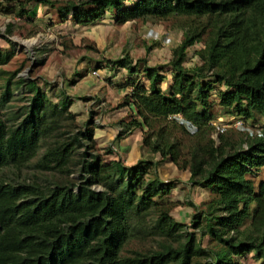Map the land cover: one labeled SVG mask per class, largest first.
Here are the masks:
<instances>
[{
	"label": "trees",
	"instance_id": "16d2710c",
	"mask_svg": "<svg viewBox=\"0 0 264 264\" xmlns=\"http://www.w3.org/2000/svg\"><path fill=\"white\" fill-rule=\"evenodd\" d=\"M4 1L27 15L24 7L32 0ZM60 8L63 19L71 13L81 26L108 13L118 25L180 20L183 38L171 48L169 69L128 51L99 61L97 69L127 70L119 87L129 90L119 108L127 106L130 114L119 122L118 139L142 130L145 148L211 193L191 222L213 246L205 247L171 214L182 202L165 199L177 182H163L156 169L151 174L158 162L107 161L97 149L93 112L80 125L65 90L54 101L35 80L13 82L14 71L0 96V264H242L241 256L250 253L264 264V181L250 177L264 167V130H242L246 138L240 141L223 132L218 143L211 137L219 116L248 126L264 119V0H82ZM193 47L199 60L187 65ZM207 78L224 87L219 115L210 111ZM21 86L31 93L27 105L4 114L1 108ZM177 129L193 138L186 152ZM38 156L35 168L55 176L49 184L2 177L8 168L22 172ZM148 238L157 246L126 249L132 240Z\"/></svg>",
	"mask_w": 264,
	"mask_h": 264
},
{
	"label": "rangeland",
	"instance_id": "374dc122",
	"mask_svg": "<svg viewBox=\"0 0 264 264\" xmlns=\"http://www.w3.org/2000/svg\"><path fill=\"white\" fill-rule=\"evenodd\" d=\"M53 1L56 3L48 5L32 0L24 7L28 14L22 15L20 5L0 0V96L4 90L5 79L14 71H17V74L13 82L20 79L25 82L35 80L54 101L56 96L65 90L76 100L72 110L81 112L77 115L80 125L84 124L91 112L94 113L97 149L107 161H112L114 156H118L128 164L136 163L140 159L159 161L161 159L159 154L155 155L143 148L142 130L137 129L127 137L117 139V135L122 130L119 122L130 114L127 106L119 108L125 95V91L122 90L124 87L119 85L123 83L127 74H124L122 70H102V68H98L97 74H93V70L97 68L99 61L122 57L126 51L134 59L147 57L151 65H163L169 69L171 48L183 38L179 28L180 20L151 19L147 22L137 21L118 25L111 20L112 14L108 13L105 18L95 24L81 26L72 21L71 13L63 19L60 6L66 5L68 1L78 3L82 0ZM10 24L11 32L8 33ZM162 38L164 40L155 42L157 44L153 41V39ZM148 45L153 47L150 52L146 50ZM194 51L195 47L190 49L187 65H193L199 60L194 55ZM2 70L5 73H1ZM76 73H81L82 76ZM118 73L120 74L115 77ZM73 79L76 83L71 84L70 81ZM205 81L213 85L210 111L219 115L223 112L219 95L224 87L213 82V78H207ZM30 96L31 93L24 86L14 88L12 100L6 107L1 108L2 112L6 114L9 111L20 110L27 105ZM238 120L234 116L217 117L213 121L216 128L212 130L211 137L218 143V135L223 132L231 139L240 141L246 138L245 134L240 132L242 130L249 131L251 134L264 130L262 118L255 123L250 121L249 126L245 124L238 126ZM188 128L191 132L196 131L193 126L188 125ZM174 136L182 141L183 151L186 152L193 138L187 136L181 129L175 130ZM109 149H112L111 153L107 152ZM38 158L39 156L25 166L22 172L13 168L5 169L2 177L8 182L37 179L43 185L49 184L55 176L35 168L34 164ZM161 164V167L153 168L151 174L156 169L154 173L157 172L159 178H164L163 182H177V186L165 199L182 202L172 210L171 214L177 221L188 225L189 231H196L200 239V233L193 227L191 220L193 214L201 210L204 203L211 199V193L200 185L194 186L182 180L183 175L187 173L179 171L170 160ZM151 174L147 176V179L151 177ZM71 177L78 180L79 175L73 173ZM250 177L256 184L264 181V167L255 171ZM95 188L102 189L100 186ZM191 201L195 203V207L188 204ZM201 241L207 248L213 246L208 237L201 238ZM157 244V240L153 238L144 241L134 239L126 246V249H145L156 247ZM240 259L242 264H263L261 260L254 258L253 253L243 255Z\"/></svg>",
	"mask_w": 264,
	"mask_h": 264
},
{
	"label": "crops",
	"instance_id": "0c3cea01",
	"mask_svg": "<svg viewBox=\"0 0 264 264\" xmlns=\"http://www.w3.org/2000/svg\"><path fill=\"white\" fill-rule=\"evenodd\" d=\"M96 69H97V68H96ZM96 69H95V70H96ZM103 69L106 70V69H109V68H102V70H103ZM97 70H98V69H97ZM120 70L124 71V74H127V70H126V69H120ZM93 71H94V70H93ZM118 72H119V71H118ZM120 73H122V72H120ZM120 73L116 74L115 77H117ZM168 78H171V74H169V73H168ZM119 89H120V88H119ZM122 90L125 91L124 94H126L127 91H128L127 88H126V89L123 88ZM71 96H72V95H71ZM72 98L74 99V102H73V105H72V107H73V106L76 104V100H75V98H74L73 96H72ZM72 107H71V110H72ZM128 109H129V111H130V108H128ZM72 111H73V110H72ZM73 112L76 113L77 115L81 113V112H78V111H73ZM123 119H124V118H123ZM123 119H122V120H123ZM133 132H136V131L134 130ZM133 132H131V133H133ZM131 133H130V134H131ZM95 134H96V133H95ZM127 136H128V135H127ZM127 136H126V137H127ZM123 138H125V137H123ZM123 138H121V139H123ZM117 139H118V135H117ZM121 139H120V140H121ZM96 140H97V138H96ZM143 148H145V147L143 146ZM146 149H147V148H146ZM155 155H156V154H155ZM156 158H157V157H156ZM114 159H119V158H118V156H114V158H112V160H114ZM145 160H146V159H145ZM149 161H150V160H149ZM152 161H153V160H152ZM165 161H166V160L163 161V160H162V157H161V159H160L159 161L156 160V161H153V162H158V166H157V167L159 168V167L162 166L161 163H162V162H165ZM124 162H125V161H124ZM125 163H127V162H125ZM127 164H128V163H127ZM132 164H135V163H132ZM132 164L129 163L128 165H132ZM159 171H160V169H159ZM179 171H181V170H179ZM181 172H184V174L187 173V175H183V177H182L183 179H182V180L186 181V183H188V182L191 183V182H190V173H189L188 171H181ZM181 174H182V173H181ZM184 176H186V177H184ZM161 179L164 180V178H161ZM180 180H181V179H180ZM165 181H166V180H165ZM177 184H178V183H177ZM191 184H192V183H191ZM176 186H177V185H176ZM176 186H175V187H176ZM175 187H174V188H175Z\"/></svg>",
	"mask_w": 264,
	"mask_h": 264
},
{
	"label": "built area",
	"instance_id": "2783aa9c",
	"mask_svg": "<svg viewBox=\"0 0 264 264\" xmlns=\"http://www.w3.org/2000/svg\"><path fill=\"white\" fill-rule=\"evenodd\" d=\"M125 24H126V23H125ZM157 34H158V33H157ZM118 58H120V57H118ZM116 59H117V58H116ZM96 70H97V69H96ZM96 70L93 71V74H97V71H96ZM179 117H180V116H179ZM237 124H238V126H241V125H243V124H245V123H244V121H243L242 119H239Z\"/></svg>",
	"mask_w": 264,
	"mask_h": 264
}]
</instances>
